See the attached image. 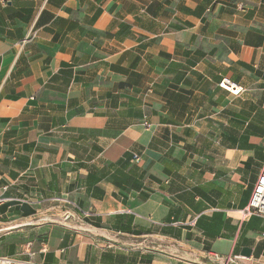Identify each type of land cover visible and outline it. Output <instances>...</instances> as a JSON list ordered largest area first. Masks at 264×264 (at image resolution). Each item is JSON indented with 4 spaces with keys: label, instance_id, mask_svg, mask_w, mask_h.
<instances>
[{
    "label": "crops",
    "instance_id": "0c3cea01",
    "mask_svg": "<svg viewBox=\"0 0 264 264\" xmlns=\"http://www.w3.org/2000/svg\"><path fill=\"white\" fill-rule=\"evenodd\" d=\"M257 112L264 0H0V254L264 264Z\"/></svg>",
    "mask_w": 264,
    "mask_h": 264
},
{
    "label": "built area",
    "instance_id": "2783aa9c",
    "mask_svg": "<svg viewBox=\"0 0 264 264\" xmlns=\"http://www.w3.org/2000/svg\"><path fill=\"white\" fill-rule=\"evenodd\" d=\"M226 84H230L229 80L225 79ZM222 85L226 87V84L224 82H221ZM242 88L238 89V91L235 89L233 93H239ZM147 126H150V123H146ZM134 158L136 160L140 159V156L138 154H134ZM253 193L251 195V198L249 200V205L245 208L244 212L248 215H258L260 217L264 218V170L261 171V174L256 181L254 187H253ZM66 200V199H61ZM196 217H194L192 223H194L196 220ZM30 257L28 258H22L19 255H7V254H0V264H44L43 262H38L34 260L33 253H28ZM229 262H233L232 259H229L225 262V264H228Z\"/></svg>",
    "mask_w": 264,
    "mask_h": 264
},
{
    "label": "rangeland",
    "instance_id": "374dc122",
    "mask_svg": "<svg viewBox=\"0 0 264 264\" xmlns=\"http://www.w3.org/2000/svg\"><path fill=\"white\" fill-rule=\"evenodd\" d=\"M256 116L259 120L264 118L263 113L257 112ZM242 122L243 121H241V128H242ZM32 225H36V224H32V220L22 225H17V223H9V221H6L4 218L3 219L0 218V238L4 237L5 236L4 234L10 231H12L10 235L13 236L15 233V229L19 227H30ZM139 246H141L139 250L145 252L143 255L144 258H148L146 259L147 261H144V263H142L143 261H141L140 264H152V260H155V263L153 264H161L159 263V261L162 260V257H165L164 254H166L165 247H163V245H157L153 242H143ZM121 262H124V259L121 258ZM173 264H177V263H173ZM178 264H184V262L180 261Z\"/></svg>",
    "mask_w": 264,
    "mask_h": 264
},
{
    "label": "water",
    "instance_id": "95a60500",
    "mask_svg": "<svg viewBox=\"0 0 264 264\" xmlns=\"http://www.w3.org/2000/svg\"><path fill=\"white\" fill-rule=\"evenodd\" d=\"M242 254L245 256H250L252 254V249L248 247H243Z\"/></svg>",
    "mask_w": 264,
    "mask_h": 264
},
{
    "label": "bare ground",
    "instance_id": "6f19581e",
    "mask_svg": "<svg viewBox=\"0 0 264 264\" xmlns=\"http://www.w3.org/2000/svg\"><path fill=\"white\" fill-rule=\"evenodd\" d=\"M231 89H232V87H231ZM238 91V90H237Z\"/></svg>",
    "mask_w": 264,
    "mask_h": 264
}]
</instances>
